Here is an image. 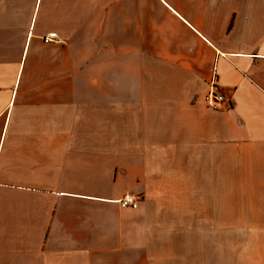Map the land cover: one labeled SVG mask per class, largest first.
Masks as SVG:
<instances>
[{
    "label": "crops",
    "instance_id": "crops-1",
    "mask_svg": "<svg viewBox=\"0 0 264 264\" xmlns=\"http://www.w3.org/2000/svg\"><path fill=\"white\" fill-rule=\"evenodd\" d=\"M0 264H264V0H0Z\"/></svg>",
    "mask_w": 264,
    "mask_h": 264
},
{
    "label": "built area",
    "instance_id": "built-area-1",
    "mask_svg": "<svg viewBox=\"0 0 264 264\" xmlns=\"http://www.w3.org/2000/svg\"><path fill=\"white\" fill-rule=\"evenodd\" d=\"M58 34L50 33L44 37V43L50 44L59 42ZM208 108L212 110H223L226 105H228L227 98L223 93L218 92L216 85L212 83V88L207 96L206 100ZM144 196L141 194H127L120 200H118V204L122 208H130V209H138L140 203L142 202Z\"/></svg>",
    "mask_w": 264,
    "mask_h": 264
}]
</instances>
